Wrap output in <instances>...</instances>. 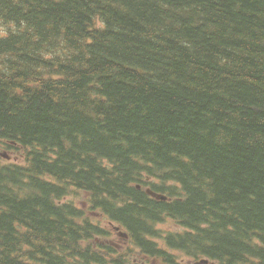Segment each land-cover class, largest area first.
<instances>
[{"label":"trees","instance_id":"obj_1","mask_svg":"<svg viewBox=\"0 0 264 264\" xmlns=\"http://www.w3.org/2000/svg\"><path fill=\"white\" fill-rule=\"evenodd\" d=\"M0 150V264H264V0H0Z\"/></svg>","mask_w":264,"mask_h":264},{"label":"water","instance_id":"obj_2","mask_svg":"<svg viewBox=\"0 0 264 264\" xmlns=\"http://www.w3.org/2000/svg\"><path fill=\"white\" fill-rule=\"evenodd\" d=\"M148 192H149L150 194H152L153 196L157 197V198H160V199H167V197H165V196H161V195H159V194H156V193H154V192L151 191V190H149Z\"/></svg>","mask_w":264,"mask_h":264},{"label":"rangeland","instance_id":"obj_3","mask_svg":"<svg viewBox=\"0 0 264 264\" xmlns=\"http://www.w3.org/2000/svg\"><path fill=\"white\" fill-rule=\"evenodd\" d=\"M126 237H127V236H125V239H124V241H123V236L120 235V237L117 239V241H119V242H122V241L125 242V241H126ZM123 242H122V243H123Z\"/></svg>","mask_w":264,"mask_h":264},{"label":"flooded vegetation","instance_id":"obj_4","mask_svg":"<svg viewBox=\"0 0 264 264\" xmlns=\"http://www.w3.org/2000/svg\"><path fill=\"white\" fill-rule=\"evenodd\" d=\"M193 264H200L199 262H195V263H193Z\"/></svg>","mask_w":264,"mask_h":264},{"label":"bare ground","instance_id":"obj_5","mask_svg":"<svg viewBox=\"0 0 264 264\" xmlns=\"http://www.w3.org/2000/svg\"><path fill=\"white\" fill-rule=\"evenodd\" d=\"M35 38V37H34Z\"/></svg>","mask_w":264,"mask_h":264}]
</instances>
